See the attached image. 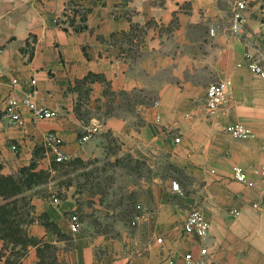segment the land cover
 <instances>
[{"label": "crops", "instance_id": "1", "mask_svg": "<svg viewBox=\"0 0 264 264\" xmlns=\"http://www.w3.org/2000/svg\"><path fill=\"white\" fill-rule=\"evenodd\" d=\"M247 54L264 66V0H0L1 173L36 162L56 174L50 131L72 167L59 194L32 192L47 182L26 192L24 228L38 242L7 263L0 237V264H189L199 237L184 221L195 208L210 224L209 264H264V78ZM224 79L228 99L211 114L207 87ZM32 89L59 115L35 119L22 107L24 123L11 121L5 98ZM237 123L255 136L225 130ZM131 162L143 168L133 179ZM235 166L253 185L235 179ZM114 168L117 178H87Z\"/></svg>", "mask_w": 264, "mask_h": 264}, {"label": "built area", "instance_id": "2", "mask_svg": "<svg viewBox=\"0 0 264 264\" xmlns=\"http://www.w3.org/2000/svg\"><path fill=\"white\" fill-rule=\"evenodd\" d=\"M245 8L246 1H238L236 3L233 23V28L235 30L239 29L243 22L242 13ZM247 56L249 57V69L264 78V66L258 59L251 57L250 54H247ZM17 84L18 80L14 79L12 81L13 88ZM31 84H36V80L32 79ZM231 85L232 81L230 79L216 81L208 85L206 91V107L209 113L215 114L222 110L228 99V91ZM36 92L37 90L32 89V91L22 98H19L13 94H9L5 98V111L11 121L17 122L21 125L24 123L21 116L22 107L28 108L32 112L35 119H51L59 115L57 110L38 105L35 100ZM225 130L233 137L239 139H249L255 136L251 128L241 123L229 124L226 126ZM89 137V135H86L83 139L86 140ZM44 141L49 152L54 154V160L57 163H65L69 160V157L59 150V146L62 144L63 139L57 134L56 131L48 132L45 135ZM233 173L235 179L245 184L253 185V183L248 180L246 172L243 168L235 166ZM262 173L264 175V167L262 168ZM173 187L174 189L179 190V186L176 182L173 183ZM55 196L56 195H54V197ZM57 199L58 198L55 197V200ZM70 225L72 231H77L79 229V219L76 214L71 215ZM184 229L188 233H195L199 237V255L194 256L191 252H188L185 254V260L189 264H209L207 261L208 247L205 245V241L209 237L210 224L204 213L198 208L193 209L184 221ZM158 240L161 241V238Z\"/></svg>", "mask_w": 264, "mask_h": 264}, {"label": "trees", "instance_id": "3", "mask_svg": "<svg viewBox=\"0 0 264 264\" xmlns=\"http://www.w3.org/2000/svg\"><path fill=\"white\" fill-rule=\"evenodd\" d=\"M36 165V162H33L22 168L17 175H4L1 173L0 162V237L5 240V248L11 250L7 263H18L27 253L28 246L38 242L30 237L24 228L33 221L29 217L32 205L26 192L47 182L50 174L46 171H36ZM21 200L24 201V211L19 207ZM19 245L21 247L17 248Z\"/></svg>", "mask_w": 264, "mask_h": 264}, {"label": "rangeland", "instance_id": "4", "mask_svg": "<svg viewBox=\"0 0 264 264\" xmlns=\"http://www.w3.org/2000/svg\"><path fill=\"white\" fill-rule=\"evenodd\" d=\"M65 164L66 163H61L59 165H56V167H57L56 174H54L51 177H48L49 179L47 181L46 188L45 187H42L40 189L36 188L32 192H35V191L36 192H38V191L39 192H45L47 189V191H52L55 194H59L60 187H62L65 184H69V182H71L72 176L70 175V173L72 172L71 171L72 167H69V163H68V165L64 166ZM129 165L131 166V169L127 170V172L130 175L129 179H133V177L136 175V173L143 171V168L140 170L138 165H135L138 167L136 169H134L133 162H131ZM85 172H82V173H85ZM117 172H118V170L116 168H114V173H109V174H105L104 176H102V174L100 173L99 170H91V171L87 172V173H89V175H87V178H89V177H93V178H96V177H115V178H117V175H116ZM76 173H77L76 175H79L80 172H76ZM122 176H123V174H122ZM174 176L178 177V173L176 171H174ZM112 191L115 194H119V192L123 193V195H125V197H131L132 196V193H130L128 189H126V191H124L123 189L120 188V186H117V185L114 187V189ZM23 202L24 201H22V200L19 202V207L24 211L25 208L23 206V204H24Z\"/></svg>", "mask_w": 264, "mask_h": 264}]
</instances>
